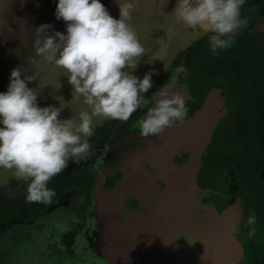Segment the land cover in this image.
<instances>
[{"label":"clouds","instance_id":"clouds-1","mask_svg":"<svg viewBox=\"0 0 264 264\" xmlns=\"http://www.w3.org/2000/svg\"><path fill=\"white\" fill-rule=\"evenodd\" d=\"M116 3L119 18L101 0H58L54 14L66 22V31L50 35L46 29L52 25L36 28L37 33H47L34 42L37 56L64 68L73 91L91 108L79 113L78 123L72 117L59 118L61 105H38V92L27 83L39 77L36 71L28 75L20 67L13 68L7 89L0 91V168L12 169L15 177L28 182V203L49 202L55 191L48 181L70 161L79 163L90 154L87 137L93 134V117L128 120L150 103L144 93L152 88V72L138 78L131 71L139 62L135 58L145 51L128 23L135 0ZM244 4L245 0H176L173 11L188 27L209 30V48L215 55L231 48L238 32L248 26V16L241 15ZM181 74L188 75L182 65L173 70L172 79ZM187 113L182 92L161 88L139 121L140 134L158 137L183 122ZM256 222L257 215L250 209L244 221L248 239L256 235Z\"/></svg>","mask_w":264,"mask_h":264},{"label":"rangeland","instance_id":"rangeland-1","mask_svg":"<svg viewBox=\"0 0 264 264\" xmlns=\"http://www.w3.org/2000/svg\"><path fill=\"white\" fill-rule=\"evenodd\" d=\"M57 2L0 0V91L7 89L13 68L20 67L28 75L36 71L39 77L27 83L38 92V105H61L63 109L59 118L72 117L78 123L79 113L90 112V106L84 103L83 96L73 91L67 80V71L47 63L35 51L37 37L42 40L47 35L44 32L37 33L38 26L52 25L46 29L50 35L54 31H66V22L58 20L54 14ZM101 3L114 18H119L116 0H101ZM175 5L176 0H135L128 21L145 50L141 58H135L139 62L131 71L138 78L152 72V86L157 73L165 70L178 52L209 32L202 26L193 29L184 24L173 11ZM33 60L38 63H31ZM225 98L228 100V97ZM228 108L230 114L220 126L233 116V109ZM107 120L110 118L93 117V131ZM115 134L107 136L104 142H110ZM101 148L102 145L95 149L90 147V154L84 160L79 163L70 161L61 173L71 174L74 170L89 166L92 154ZM13 171L0 168V197L26 193L28 182L15 177ZM13 181L17 184L13 185ZM200 185L209 194V203L203 205L206 214L212 211L210 204L213 202L218 206L224 204L225 208H234L239 204L243 212L240 224L233 231L240 247H229L224 256L218 257L213 264H246L247 258L242 249L247 243V227L244 224L247 215L235 168L227 167L218 157H213L212 166L200 179ZM96 194L91 192L90 198L96 199ZM94 209L93 219L89 223L84 210L80 212L82 220H78L75 213L68 215L67 211L63 213L56 208L36 223L19 221L5 225L0 232V264H210L208 259L199 257L202 255L205 258L206 254H196L194 248L179 251L167 243L152 242L150 245L140 234L148 232L147 227L134 225L125 218L127 215L123 211L118 220L113 221L115 224L109 225L100 220ZM126 221L131 226L126 225Z\"/></svg>","mask_w":264,"mask_h":264},{"label":"trees","instance_id":"trees-1","mask_svg":"<svg viewBox=\"0 0 264 264\" xmlns=\"http://www.w3.org/2000/svg\"><path fill=\"white\" fill-rule=\"evenodd\" d=\"M241 15L248 16L249 23L235 36L231 48L218 50L214 55L208 43L211 33H206L178 52L170 65L157 73L155 84L144 96L150 100L172 78L173 70L181 65L188 75L181 74L179 82L187 84L200 102L212 88H223L233 116L217 128L213 143L204 156L200 179L208 173L213 157H218L225 166L235 168L246 215L250 214V209L257 215L256 235L247 238L244 246L246 264H264V32H255L258 24H264V0H245ZM148 105L139 109L146 110ZM133 113L128 120L110 119L98 126L92 136L87 137L89 145L124 122L131 125L137 117ZM94 182L92 171L80 169L68 176L57 174L48 181L47 186L54 189L55 195L47 203H28L26 193L0 197V232L12 222H38L61 196L79 188L91 192Z\"/></svg>","mask_w":264,"mask_h":264},{"label":"water","instance_id":"water-1","mask_svg":"<svg viewBox=\"0 0 264 264\" xmlns=\"http://www.w3.org/2000/svg\"><path fill=\"white\" fill-rule=\"evenodd\" d=\"M255 32H264V24H258ZM161 88L180 91L188 99L187 85L179 84L178 80L171 78ZM222 91V87L212 88L191 117L166 129L158 137L133 135L127 138L129 145L120 167L113 169L122 173L121 178L108 191L103 190V179L99 175L93 185L94 192L97 193L94 213L100 220L113 225V221L107 218L116 217L123 202L134 196L147 203L148 215L144 221L150 225L151 241L167 243L177 248L175 236L178 234H206L209 219H217L218 216L210 211L195 217L191 215V208L199 204L196 195L200 190L198 175L203 156L212 145L221 119L229 112L225 107L226 99L222 96ZM154 95L150 98V103ZM144 114L135 123V128H139V121ZM134 139L143 141L145 145L133 147ZM183 154L189 156L181 165L176 164L175 157ZM160 182L165 184L164 188ZM233 246L240 247V243L235 239L230 247ZM242 251L244 253V249Z\"/></svg>","mask_w":264,"mask_h":264},{"label":"flooded vegetation","instance_id":"flooded-vegetation-1","mask_svg":"<svg viewBox=\"0 0 264 264\" xmlns=\"http://www.w3.org/2000/svg\"><path fill=\"white\" fill-rule=\"evenodd\" d=\"M178 82H179V80H178ZM179 83H181V82H179ZM187 90H188L187 91L188 99L186 100V105L188 107V113H187L185 119L191 117L200 108V106L203 102V101L200 102V99L190 91L189 87ZM222 96L225 98V96L223 95V91H222ZM148 107H151V103H149ZM225 107L229 112L224 118H226L230 114V110L228 108V101L227 100L225 103ZM146 110L139 109L138 111H135L133 114L134 115L137 114V117L131 123V125H126V123L124 122V123L120 124L118 126V128H116L112 132L104 135L101 139H99L93 145H90V147H93L94 149L98 145H102V148L99 151L96 150V152H94L92 154L93 156L91 157V159L89 161L90 163H88L89 166L86 165L85 168H81V169H87V170L92 171L94 173L95 180H96V177L99 175L103 179V190L104 191H108L111 188H113L114 185L116 184V182L121 178L122 173L118 169L116 171H113V169L120 167V164L122 162V157L125 155L126 149L129 145L127 138L130 136H133V135H141L140 129L135 128L134 125L137 122V120L141 117V115L146 112ZM224 118L221 119L217 128H219V126L222 123V121L224 120ZM113 133H116V134L113 136V138L110 140V142H108V143L104 142V139ZM215 134H216V131L214 133L213 139L215 137ZM213 139H212V143H213ZM144 145H145V143L143 141H138L137 139H134L133 143H132L133 147L144 146ZM210 147H209V149H210ZM207 153H208V151H207ZM188 156H189L188 154H183L180 157H175V163L181 165L187 159ZM204 156L202 159L201 170H202L203 163H204ZM145 167L149 168L148 164H145ZM78 170H80V169H78ZM78 170H74L72 173H75ZM62 174L65 176L71 175V174H64V173H62ZM112 180H113V182H112ZM160 183H161L162 188H164L165 184L163 182H160ZM94 184H95V182H94ZM198 186L200 187V190L197 191L196 201L199 204L197 206H194L191 208V215L195 216V217H200L201 215L206 214L205 208L203 207V205H204V203L205 204L209 203L208 202L209 194H207L206 190H204L200 185V173L198 175ZM91 192L92 193L94 192L93 186H92ZM91 192H86L82 188H79L77 190H73V191H70L69 193L64 194L58 200H56L55 203H53L49 207V210L47 211L46 215L48 214V212L51 209L57 208L59 211H61V212L63 211V213H64V211H67L66 213L68 215H71V214L74 215V213H75L77 219L79 218L80 220H82V216H81L80 212L84 210L83 213L87 218V222L89 223V221L93 219L92 211L95 208L96 203H97V201H96V199H94V197H93V199L90 198ZM75 198H76V200L74 201L73 199H75ZM122 205H123V208H120V211L116 214V217L110 216L107 218V220H111V221H115L116 219L118 220L119 214H122V211H123L127 215V216H125V218L129 219L131 221V223H134V225L139 224L140 226H146L147 227L146 230L148 232H146L145 234H143V233H140V234H141V237L142 238L144 237L147 240V242H149V244L151 245L153 242V241H151L152 240L151 228L149 227L150 226L149 223L144 221V220H146L145 217L148 215V210L146 207L147 203L145 201H141L140 199L132 196V197L127 198ZM210 205H211L210 209H212V211L214 213H216L215 215H222V213L224 211H226L227 209H230V208H225L224 204H220L218 206V204H216V202H213ZM32 223H34V222H32ZM88 223H87V225H89ZM113 223L115 224V222H113ZM113 223H111V224H113ZM128 224L129 223L126 221V225H128ZM116 225H117V223H116ZM175 240L177 241V249L179 251L180 250H186V249L189 250V246L194 241V236L189 235L186 232H183L181 234L176 235ZM243 249H244V247H243Z\"/></svg>","mask_w":264,"mask_h":264},{"label":"bare ground","instance_id":"bare-ground-1","mask_svg":"<svg viewBox=\"0 0 264 264\" xmlns=\"http://www.w3.org/2000/svg\"><path fill=\"white\" fill-rule=\"evenodd\" d=\"M242 213L241 206L236 204L234 208L227 209L222 215H216L217 219L210 218L206 234L193 235L194 241L189 249L194 248L196 254L203 252L206 256L203 258L199 255L200 259H208L210 264H213L218 257L224 256L226 250L235 242L233 231L238 226Z\"/></svg>","mask_w":264,"mask_h":264}]
</instances>
